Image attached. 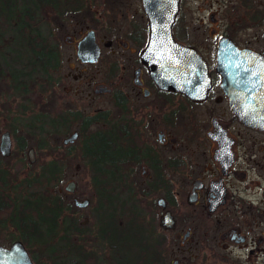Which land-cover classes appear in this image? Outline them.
Returning <instances> with one entry per match:
<instances>
[{
	"label": "flooded vegetation",
	"instance_id": "af4514ba",
	"mask_svg": "<svg viewBox=\"0 0 264 264\" xmlns=\"http://www.w3.org/2000/svg\"><path fill=\"white\" fill-rule=\"evenodd\" d=\"M137 1L136 10L130 0L107 2V10L117 17L130 19L124 32L118 25L114 27L116 50L111 55L118 59L109 66L108 85H92V94L85 93L91 100L107 97V108L97 107L88 114L65 110L47 119L44 129L47 135L62 132L65 137L61 140V149L66 155L75 142L81 147L84 136L95 134L100 142L107 143L110 168L106 172L109 171L111 180L107 195L112 205H97L92 193L95 205L89 217L80 220L82 215L78 212L87 210L90 200L71 198L70 204L60 198L64 210L58 221L62 231L56 236L28 239L17 225L18 217L12 213L0 225V236L12 240L10 244L19 240H68L67 250L74 244L86 251L83 240H115L98 237V228L102 224L116 227L119 196H128L127 188L139 186L144 197L158 195L154 200L158 227L166 211L174 220L173 229H159L175 232L179 247L193 240L198 249L192 257L194 264H264V127H247L235 114V105L239 110L244 108L246 95L254 91L255 111L264 117V0H177L172 39L198 55L207 78H199L197 72L183 84L174 83L172 88L157 84L150 77L149 68L140 61L149 29L141 0ZM88 31L93 32L99 50L98 63L101 48L95 32ZM50 38L51 31H47L49 51L55 53L59 65L58 48ZM78 40L66 39L74 46V56ZM105 47H110L108 42ZM119 58L124 59L123 64ZM76 60L84 66L97 64ZM99 87L106 88L107 92L95 93ZM53 108V104L49 105L48 113ZM72 126L76 128L70 132ZM3 132L8 133L10 153L7 157L0 155V169L11 180L14 174L2 162L17 150L19 161L24 155L26 163L32 166L35 162H27L26 151L32 149L34 157L35 151L22 137L14 138L11 129ZM72 134H76V139L64 145L63 141ZM49 147L45 141L34 146ZM91 177L90 172V180ZM178 177L182 179L180 182L176 180ZM69 182L74 184L73 192H66L65 186L63 191L73 196L76 184L73 181L66 184ZM0 193L5 197L13 194L10 190ZM159 199L163 200V208L157 205ZM84 200L88 201L86 207L74 205V201ZM96 211L102 214L97 215ZM180 213H186L189 220L183 233L177 231L181 228ZM89 219L95 221L94 234L86 230ZM99 242L100 252L88 250L96 254V263L115 264L108 243ZM214 249L222 253L219 255ZM173 261L179 264L177 260L171 264ZM64 264L80 263L68 252Z\"/></svg>",
	"mask_w": 264,
	"mask_h": 264
},
{
	"label": "rangeland",
	"instance_id": "374dc122",
	"mask_svg": "<svg viewBox=\"0 0 264 264\" xmlns=\"http://www.w3.org/2000/svg\"><path fill=\"white\" fill-rule=\"evenodd\" d=\"M130 1L132 7L136 10L138 1ZM107 2L108 0H85L84 7L79 13L68 14L64 20L57 19L52 13L51 16L46 15V25L42 27L41 32L46 36L47 31H51L52 38H50V41L54 42L58 48L59 65L58 68L49 70L46 74L38 71L36 75H31L29 78L26 76L19 78L18 80L20 81L27 80V92L25 95L17 96L18 94L13 89L14 82L8 72L1 74L3 76L0 75V134L3 131H9L11 129L14 138L22 137L27 146L33 147L35 151V163L32 166L26 163L24 155L22 156L23 161H19L20 155L16 153L17 150H14L10 158L2 162L14 174L11 177L13 178L11 182L16 183L17 180L27 178L36 173L38 166L43 161L49 159L48 155L51 157H59L61 155L65 165L63 178L57 186L51 187L48 193L51 195L57 194L64 202L70 204L71 198H76L77 200L89 199V208L78 212L82 215L80 220L89 217L95 205V201L91 198L92 190L89 169L79 158L78 148L80 143L75 142L73 149L66 155L64 150L61 149V140L65 137L62 132L56 134L51 133L45 136L43 134L44 132L41 133L36 128H32L31 130L27 124L30 121H34L36 117H39V120L46 121L47 123V119L54 118L58 113L64 112L65 110H79L88 114L92 109L97 107L107 108V97H98L91 100L85 96V93L90 92L92 94V85H108L106 75L109 66L115 59H118L111 55V52L116 50L114 46L117 34L114 33V27L118 25L121 32H124L130 20L128 17H117L113 12L107 10ZM89 15L92 16L91 19H89ZM89 29L95 32L97 43H99L101 48L100 59L94 66L80 65L74 56V46L69 44L71 42L68 43L66 41L68 38L72 42L78 40ZM106 42L109 43V48L105 47ZM5 52H7V48L2 49L0 47V67L2 68H4L5 64L11 63L8 55L4 57ZM124 55H128L127 52ZM3 57L6 61L2 60ZM122 60L124 61V59L119 58L121 64H123ZM16 66L17 68L20 67L19 64H16ZM8 70L13 71L11 68ZM51 104H53L54 111L48 113V107ZM49 114L52 116H49ZM75 128L76 126H72L70 132ZM26 129L29 132L25 133ZM93 130L92 128L91 131ZM183 137L187 139L186 135H183ZM43 141L50 147L34 148L37 143ZM23 151L22 153H24ZM176 180L180 182L182 179L178 177ZM68 181H73L76 184L75 194L73 196H67L63 191V187ZM252 182L256 183L257 181ZM132 190L133 194L131 196L120 195L119 199L128 211L131 209V206L136 208L139 215L137 219L143 225L142 227L144 228L147 240H159L162 238L166 240L164 264H171L172 260H177L179 264H194L192 257L197 254L198 249H195L193 240L179 247V240H176L175 232H164L159 229L157 225L158 209L154 205V200L158 195L144 197L139 186L138 188L132 187ZM28 196L26 193H23L24 198H29ZM10 198L14 199L15 197L11 195ZM74 212L76 213L77 211L75 210ZM186 215V213H180L178 216L180 217L181 228H178L177 231L179 230L181 233L189 226L188 216L185 217ZM129 218L128 215L122 214L118 219L121 222H126ZM4 220V217H0V225L4 224ZM185 220L187 223H185ZM94 222L93 219H89V223L86 226V230L92 231V234L95 233L96 229ZM11 241L5 240L4 237L0 236L1 246H7ZM52 242H55V240L42 244L36 242L31 246V252L37 258L38 264H54V261H51L44 252L47 245L54 244ZM83 242L86 244L85 250L91 249L96 250V253L100 252V242L98 240H83ZM214 252L219 255L222 253L219 249H214Z\"/></svg>",
	"mask_w": 264,
	"mask_h": 264
},
{
	"label": "trees",
	"instance_id": "16d2710c",
	"mask_svg": "<svg viewBox=\"0 0 264 264\" xmlns=\"http://www.w3.org/2000/svg\"><path fill=\"white\" fill-rule=\"evenodd\" d=\"M84 2L85 0H0V47L7 48L4 57L8 55L11 61L10 64H5L4 68L0 67V75L5 72L10 74L17 96H23L27 92V80L20 81L19 78L24 76L29 78L38 71L46 74L48 70H54L58 65L55 53H50L49 43L41 32L42 27L46 25V13L52 11L57 19L64 20L68 14L79 13L84 7ZM6 32L9 34H5ZM4 57L2 60L6 61ZM16 64H19V69ZM10 68L13 71H9ZM27 125L30 129L37 127L39 131L44 132L47 123L36 117ZM84 129L81 131L82 136ZM43 134L46 136L47 132ZM78 151L92 174L90 185L96 204L112 205L107 195L111 180L107 175L109 171L106 172V168L108 170L110 168V147L104 141L100 142L95 134H91L87 138L84 136ZM48 157V160L38 166L36 173L17 180L16 183L8 180L5 172L0 169V191L10 190L15 195L14 199H10L1 196L0 193V217L7 219L11 213L17 216V225L22 228L21 233H26L28 239L56 236L58 231H62L60 229L62 225L58 220L64 210L63 202L57 194L51 195L48 190L62 180L64 159L61 155ZM126 192L129 196L133 194L132 188H127ZM23 193L29 195V198H23ZM19 194L20 196L16 197ZM116 206L118 218L123 214L128 215L129 220L121 222L118 219L114 229L110 224H102L97 234L100 238L115 239L99 240L108 243L110 253L115 257V264H164L166 240L164 238L147 240L143 225L137 219L139 215L136 208L131 206L128 211L120 199L117 200ZM96 213L102 214L98 211ZM19 241L27 249L33 262L38 264L37 258L31 252V246L36 242L42 244L53 240ZM52 243L54 244L46 246L44 252L54 264H64L68 252L80 264H97L96 254L92 251H84L74 244L67 250L68 240H55Z\"/></svg>",
	"mask_w": 264,
	"mask_h": 264
},
{
	"label": "water",
	"instance_id": "95a60500",
	"mask_svg": "<svg viewBox=\"0 0 264 264\" xmlns=\"http://www.w3.org/2000/svg\"><path fill=\"white\" fill-rule=\"evenodd\" d=\"M141 6L148 22L149 33L147 44L140 55V61L149 68L150 77L157 84L162 83L171 88L174 83L181 82L183 84L197 72H199V78L206 80L205 68L198 55L193 50L178 45L172 39L171 25L177 9V0H141ZM75 47V56L81 63H97L99 50L95 44L92 31L86 32L76 42ZM104 92H107V89L103 87H99L95 91V93ZM253 93L254 91H251L246 95L244 108L239 110L235 105V114L241 123L247 127H264V117L255 111L256 98ZM75 139L76 134H72L63 141V144L71 143ZM9 146L8 133L3 132L0 135V155L2 157L9 156ZM26 158L29 164L35 162L32 149L26 151ZM73 185L72 182H69L65 185L64 190L72 193ZM218 197L220 199V195ZM87 204V200L74 201V205L78 208H84ZM157 205L163 208V200H157ZM159 227L164 230L173 229L174 220L168 211L161 216ZM0 264L34 263L23 244L20 241H14L7 247L0 246ZM172 264H176V262L173 261Z\"/></svg>",
	"mask_w": 264,
	"mask_h": 264
}]
</instances>
